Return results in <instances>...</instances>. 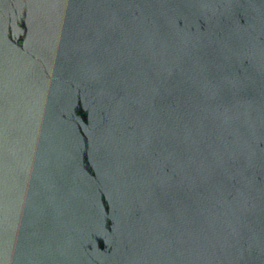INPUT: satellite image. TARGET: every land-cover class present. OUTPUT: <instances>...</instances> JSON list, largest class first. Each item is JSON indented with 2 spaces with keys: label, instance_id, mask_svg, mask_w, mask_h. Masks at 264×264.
<instances>
[{
  "label": "water",
  "instance_id": "obj_1",
  "mask_svg": "<svg viewBox=\"0 0 264 264\" xmlns=\"http://www.w3.org/2000/svg\"><path fill=\"white\" fill-rule=\"evenodd\" d=\"M0 264H264V0H0Z\"/></svg>",
  "mask_w": 264,
  "mask_h": 264
}]
</instances>
